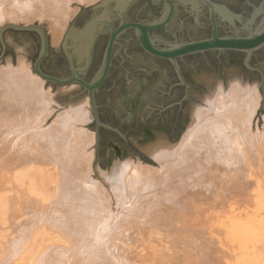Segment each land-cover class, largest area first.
Here are the masks:
<instances>
[{
    "label": "bare ground",
    "instance_id": "obj_1",
    "mask_svg": "<svg viewBox=\"0 0 264 264\" xmlns=\"http://www.w3.org/2000/svg\"><path fill=\"white\" fill-rule=\"evenodd\" d=\"M96 1L0 0V24L48 20L60 35L80 6ZM43 80L22 60L0 67V211L9 231L0 264L14 263L40 228L61 241L30 264H137L151 225H183L203 236L210 217L214 236L200 242L198 264L260 263L252 244L264 224V128H255V84L235 78L210 87L178 143L146 145L157 168L116 161L96 179L88 98L55 114ZM23 167L55 173L49 196L11 192L12 174Z\"/></svg>",
    "mask_w": 264,
    "mask_h": 264
},
{
    "label": "water",
    "instance_id": "obj_2",
    "mask_svg": "<svg viewBox=\"0 0 264 264\" xmlns=\"http://www.w3.org/2000/svg\"><path fill=\"white\" fill-rule=\"evenodd\" d=\"M160 1L163 9L156 0H97L74 16L58 53L50 50L39 24L0 27V58L7 55L15 64L5 30L32 32L37 36L33 71L46 82L77 84L86 91L91 112L86 127L94 134L93 162L98 167L131 157L157 168L143 152V137L180 135L194 99L225 78L246 76L258 88V108L263 103L264 9L262 4L255 8L259 0H249L252 7L242 0H175L176 10L173 0ZM200 5L207 7L211 23L210 37L203 39L198 38L207 36L209 28L198 19L199 12H206ZM215 13L224 18L236 14L253 23L244 24L247 34L241 36L244 30L231 28L220 17L219 33H236L220 37ZM177 80L184 87H172ZM103 82L96 104L94 93Z\"/></svg>",
    "mask_w": 264,
    "mask_h": 264
},
{
    "label": "rangeland",
    "instance_id": "obj_3",
    "mask_svg": "<svg viewBox=\"0 0 264 264\" xmlns=\"http://www.w3.org/2000/svg\"><path fill=\"white\" fill-rule=\"evenodd\" d=\"M87 6H89V5H87ZM87 6H80L76 10L75 14L68 20V22L66 24V28L68 27V25L70 24V22L72 21L74 16L81 9H83ZM9 23H11V22H4V23L0 24V27L5 25V24H9ZM28 23L41 25L47 33L50 50L53 53H58L60 51V43L62 41V38L64 36L66 28H64V30L59 35L58 33H55L52 31L51 25L48 22V20L39 21V20L35 19V20L31 21V23L30 22H28ZM28 23L19 22L18 24L28 25ZM4 39H5V43L11 48V50L13 51V53L15 55V64H17V62L19 60H22L25 62V64L28 65V68L32 72H34L33 68H32V64H31V59L36 53L37 36L34 33L28 32V31L5 30ZM7 64L12 65L8 56L5 55V56L0 58V67L7 66ZM235 78H238L242 82L248 83L250 85L254 84L253 81H251L246 76L225 78V79L221 80L220 83L222 84L223 87H227V85L231 81V79H235ZM43 81H44L43 82L44 89L48 90L51 93V96L53 97V99L55 101V103L53 104L54 112L56 111L55 114L58 111H61L63 109L68 108L70 105H72L74 103L82 102V100L85 99L83 97L87 98L86 91H84L77 84H69V85L62 86V85L54 84L51 82H46L45 80H43ZM70 86H71V88H70ZM213 88H214V86L212 87V89ZM209 89H207L205 92H203L200 96H198L196 99H194V101L191 103L190 113H189L188 119L186 121L183 132L180 135H178L177 137H168V136L143 137V152L145 154H147L152 159V157L146 152L145 147H146V145L155 143L159 138L164 139L170 143H174V144L178 143L180 141V139L182 138L183 134L186 132L187 126L190 122L193 106L205 104V102L202 100V98L204 97V95H206L209 92ZM257 90H258V88H257ZM88 122H86V124ZM254 123H256L255 124L256 129H258L259 131L263 130V128H264V100H263V103L258 108V110L255 114ZM86 124H85V128L88 131L92 132L91 130H89L86 127ZM91 150L93 151V156H94V142L91 144ZM125 160L137 161V159H134L131 157L123 159V160L114 159L108 166L98 167L93 162V158H92V167H93L94 178L100 179L99 175L101 173H108L116 161L117 162H123ZM149 167H152V166H149ZM25 168H26V170H24ZM27 168L28 167H23L21 169L15 170L13 172L12 181L10 183L15 187L13 190L11 188V190H12L11 192L12 193L16 192L17 187H19L21 189H25V191L30 195H37V196H41V197L49 196L52 192V185H53L52 180L55 177L54 176L55 173L52 172L51 170L50 171H43L41 173L39 171H36L35 169H33L34 171H32L31 168H29V169H27ZM152 168H156V167H152ZM22 170L26 171V174L24 171L22 172ZM21 172H22V174H21ZM31 173H32L33 177H32V175L30 176ZM262 176L264 178V175H262ZM10 183H8L7 185L11 186ZM5 217H6V214L4 212L0 211V225L4 226V227H0V233H1L0 234V257H1L2 252H3L2 242L4 241L6 234L9 232L5 228V226H6ZM210 218H209L210 219V221H209L210 225L206 226L205 230L202 229V227H196V228H200V230L202 229L204 231L203 236L200 233L198 234L199 230L188 231V229L185 228L186 226H183V225H178V224L173 225L175 230H174V228H171L170 226L151 225L153 227L151 228V226H150L149 227L150 229L148 228L147 233H145L142 237L143 246L138 249V250H141L143 248L142 251L140 252V254H142V255L144 254L143 257H145V260L143 259L142 261H137V264H141L143 261H144V263H142V264H146V263L147 264H164V263L165 264H173L174 262H176L174 264H198L199 258L197 255H200L199 254L200 251L203 250L200 242H202L203 240H206V238H208L209 236H214L212 226H214L213 223H215V220L212 217H210ZM170 229H172V231ZM149 230H150V232H149ZM166 230H167V232H166ZM261 230H263V231H261ZM171 232H173L174 234L173 233L171 234ZM258 232L260 234L257 233L256 235L253 236V244L252 245H253V248H256V250H255L256 258L255 259L258 262H260L259 264H264V224L262 225L260 231H258ZM39 233H40V236L38 235ZM36 234H37V236H36ZM179 235H180V237H179ZM195 236L198 238H196ZM259 236H261V238ZM41 237H42V239H41ZM188 238H189V240H188ZM59 239L60 238L57 236V234L48 233L42 228L35 230L32 233V235L30 236L29 241L26 243V245H24L22 247V250L19 252L18 256L12 261L14 263H11V264H30L31 261L43 250V248H45L48 245H53V244L60 242L61 240H59ZM195 245H197V246L195 247ZM144 247H146V248H144ZM215 247L217 249H219L220 251L227 249V247H225L219 243ZM31 248L34 250H32ZM147 251H149V252H147ZM154 251H155V253H153ZM197 252H199V253H197ZM23 254H25V255H23ZM155 254H157V256ZM165 255H166V257H165ZM148 259H149V261H148ZM146 260H147V262H146Z\"/></svg>",
    "mask_w": 264,
    "mask_h": 264
},
{
    "label": "flooded vegetation",
    "instance_id": "obj_4",
    "mask_svg": "<svg viewBox=\"0 0 264 264\" xmlns=\"http://www.w3.org/2000/svg\"><path fill=\"white\" fill-rule=\"evenodd\" d=\"M157 1V3L158 4H160L161 5V7H162V9H163V3L160 1V0H156ZM174 2H175V10H176V6H177V4H176V1L175 0H173ZM211 1H213V2H215L214 0H211ZM242 2L246 5V6H250V7H252V5L253 4H251L250 2H249V0H242ZM215 3H217V2H215ZM217 4H219V3H217ZM262 4V8L264 9V0H259V2H258V6L257 7H255V8H259V5H261ZM187 6V9H188V13L190 14V15H192L193 16V18H194V15H193V13H191L189 10H190V8H191V6L190 5H186ZM203 7V8H205L206 9V12L205 13H202V12H199V16H198V19L199 18H202V19H204V21L206 22V25L208 26V28H209V34L207 35V36H205V37H202V38H198V39H203V38H208V37H210V33H211V23H210V21L208 20V18H207V16H208V11H207V7L206 6H204V5H200V7ZM174 15H175V12H174ZM258 15V14H257ZM256 15V16H257ZM228 18H224V16H220L218 13H215V18H216V23H217V35L218 36H220V37H222V36H235L236 35V33L234 32V33H229V34H226V35H221L220 33H219V28H220V22H221V19H220V17L222 18L223 17V22L225 23V24H227V25H229L231 28H238L240 31L241 30H244V32L243 33H238L239 35H241V36H244V35H246L247 34V31L245 30V28H244V24H247V25H252V23H249V21L248 22H245L244 20H243V18L241 17V16H236V14H232V13H230V14H228ZM255 16V17H256ZM173 18H174V16H173ZM125 21H139V20H125ZM117 22H118V19H117V21H116V25H117ZM140 22H142V21H140ZM172 22V21H171ZM170 22V23H171ZM170 23H169V25H170ZM194 23L195 24H198V22L196 23L195 22V20H194ZM169 25H167V26H165V27H160V28H157V29H164V28H167ZM132 30V29H131ZM156 30V29H155ZM153 31V30H152ZM151 31V32H152ZM193 40H197V39H193ZM188 41H190V40H188ZM184 42V41H183ZM114 51V50H113ZM154 57V56H153ZM157 58V57H156ZM113 59V58H112ZM158 59H160V58H158ZM179 59V58H178ZM161 60H164V61H167V60H165V59H161ZM168 63H169V61H167ZM90 64H91V62H90ZM90 64H89V67H88V69H87V71L89 70V68H90ZM111 64H112V62H111ZM111 67V66H110ZM180 67V66H179ZM68 70H69V67H68ZM109 70H110V68H109ZM180 70H181V68H180ZM182 72V71H181ZM70 74V70L68 71V73H67V75H65V76H68ZM108 74H109V71H108ZM183 74V73H182ZM64 76V77H65ZM80 76H81V78H83L84 79V76H83V74H80ZM107 77H108V75H107ZM107 77H106V79H107ZM183 77H184V75H183ZM105 79V80H106ZM184 79H185V77H184ZM85 80V79H84ZM186 80V79H185ZM86 81H89V80H86ZM105 82V81H104ZM104 82H103V84L99 87V89L97 90V91H95V93H94V98H95V102H96V104H97V96H98V94H99V91H100V89L102 88V86L104 85ZM187 82V81H186ZM188 83V82H187ZM188 85H189V83H188ZM173 86H182V87H184L183 85H180V84H178V80L172 85V87ZM189 89H190V86H189ZM185 101V100H184ZM183 101V102H184ZM97 111H98V105H97ZM98 116H99V113H98Z\"/></svg>",
    "mask_w": 264,
    "mask_h": 264
},
{
    "label": "snow or ice",
    "instance_id": "obj_5",
    "mask_svg": "<svg viewBox=\"0 0 264 264\" xmlns=\"http://www.w3.org/2000/svg\"><path fill=\"white\" fill-rule=\"evenodd\" d=\"M260 87L264 89V82H261Z\"/></svg>",
    "mask_w": 264,
    "mask_h": 264
}]
</instances>
